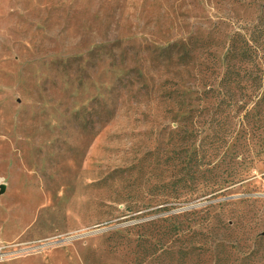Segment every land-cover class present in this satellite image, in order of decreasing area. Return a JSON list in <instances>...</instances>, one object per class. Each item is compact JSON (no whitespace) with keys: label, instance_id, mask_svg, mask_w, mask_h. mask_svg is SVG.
<instances>
[{"label":"rangeland","instance_id":"rangeland-1","mask_svg":"<svg viewBox=\"0 0 264 264\" xmlns=\"http://www.w3.org/2000/svg\"><path fill=\"white\" fill-rule=\"evenodd\" d=\"M263 5L0 0V264H134L111 232L136 222L119 211L150 175L138 177L143 156L167 149L165 108L154 101L153 83L166 77L159 52L196 39L195 65L213 69L217 84L229 35ZM239 147L258 153L243 184L171 212L229 201L224 210L249 245L264 233V143L245 138Z\"/></svg>","mask_w":264,"mask_h":264},{"label":"trees","instance_id":"trees-1","mask_svg":"<svg viewBox=\"0 0 264 264\" xmlns=\"http://www.w3.org/2000/svg\"><path fill=\"white\" fill-rule=\"evenodd\" d=\"M228 38L217 84L213 69L195 65L196 39L159 52L167 61L166 77L152 83L156 105L165 108L160 115L168 129L167 149L158 152L157 145L143 156L141 168L151 157L146 166L151 169L139 168L138 177L150 175L143 187L123 195L119 211L136 222L111 232L117 248H131L134 264H264V233L252 235L247 245L224 210L229 201L171 212L194 201L226 198L231 185L250 177L258 155L241 152V140L264 143V5L252 25ZM213 58L207 61L211 66Z\"/></svg>","mask_w":264,"mask_h":264},{"label":"water","instance_id":"water-1","mask_svg":"<svg viewBox=\"0 0 264 264\" xmlns=\"http://www.w3.org/2000/svg\"><path fill=\"white\" fill-rule=\"evenodd\" d=\"M3 191H4V187L1 186V187H0V193H2Z\"/></svg>","mask_w":264,"mask_h":264}]
</instances>
